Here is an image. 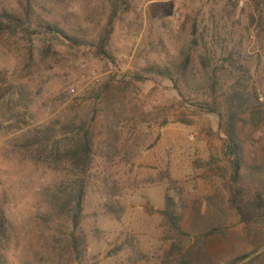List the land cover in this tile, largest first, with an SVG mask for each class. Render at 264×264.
<instances>
[{"label":"rangeland","instance_id":"1","mask_svg":"<svg viewBox=\"0 0 264 264\" xmlns=\"http://www.w3.org/2000/svg\"><path fill=\"white\" fill-rule=\"evenodd\" d=\"M6 1L19 7L16 0ZM129 3L111 43L115 64L85 50L103 32L106 0H66L56 17L87 43L82 50L59 43L45 56L39 45L32 53L20 39L0 37V218L5 215L15 236L0 256L11 264H181L182 258L189 264H230L264 239V226L247 228L229 208L230 167L221 151L219 118L183 105L169 80L135 79L143 68L163 66L185 48L195 20H220L223 8L233 9L234 2ZM93 71L101 82L84 83L82 75ZM110 80L112 94L124 105L119 150L112 159L99 150L94 157L82 223L87 250L78 255L69 246L72 226L66 217L49 229L37 222L34 197L53 174L11 155L8 145L76 100L89 118H98L102 142L107 135L96 96ZM261 92L264 98V85ZM249 147L258 163L264 127ZM167 196L176 203L179 233L161 214ZM108 202L115 204L113 215L106 211ZM248 261L242 264H264V256Z\"/></svg>","mask_w":264,"mask_h":264},{"label":"trees","instance_id":"2","mask_svg":"<svg viewBox=\"0 0 264 264\" xmlns=\"http://www.w3.org/2000/svg\"><path fill=\"white\" fill-rule=\"evenodd\" d=\"M19 7H9L0 0V37L11 36L25 42L30 50L42 47L47 56L61 43L73 51L84 49L87 43L70 24L56 17L66 9V0H16ZM234 8L225 6L222 19L213 18L203 24L195 20L189 44L165 65L143 68L137 82L150 79L169 80L180 95L183 105L197 112L216 115L221 151L230 167L225 190L229 208L247 228L264 226V148L261 154L249 152V139L264 127V0H231ZM107 22L96 43L85 50L102 59L113 61L111 43L118 22L130 12L129 0H106ZM61 11V12H60ZM51 17L53 18L51 20ZM113 80L104 84L96 96L102 105L103 125L107 137L100 136L96 117L89 118L76 100L49 121L11 140L9 152L52 173L34 197L37 222L48 229L66 217L72 226L70 249L82 255L87 242L82 233L85 201L91 187V171L97 151L108 159L118 153L122 125L123 103L116 101L111 89ZM251 130L246 137L244 130ZM115 140L112 142L111 138ZM252 155V157L248 154ZM255 160L251 163V159ZM250 160V161H249ZM213 202V198H210ZM115 204L106 203L113 215ZM174 199L167 196L161 214L173 232L179 233V216ZM14 232L5 215L0 218V253L10 246ZM260 240V236L256 238ZM258 242V241H257ZM261 242V243H260ZM251 254L241 255L230 264L253 262L264 256V239ZM31 250V249H30ZM1 255V254H0ZM181 264H189L185 258ZM0 264H11L0 256Z\"/></svg>","mask_w":264,"mask_h":264},{"label":"built area","instance_id":"3","mask_svg":"<svg viewBox=\"0 0 264 264\" xmlns=\"http://www.w3.org/2000/svg\"><path fill=\"white\" fill-rule=\"evenodd\" d=\"M82 81L84 83H88V84H99L101 82V76L93 71V72H91V74L89 76L87 74H83L82 75ZM71 91H72V93L75 94L77 89L72 88Z\"/></svg>","mask_w":264,"mask_h":264}]
</instances>
